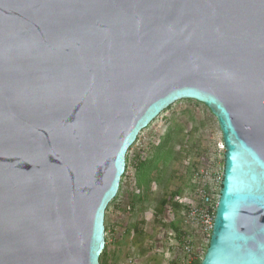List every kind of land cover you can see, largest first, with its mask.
I'll return each mask as SVG.
<instances>
[{
	"label": "water",
	"instance_id": "1",
	"mask_svg": "<svg viewBox=\"0 0 264 264\" xmlns=\"http://www.w3.org/2000/svg\"><path fill=\"white\" fill-rule=\"evenodd\" d=\"M184 100L223 144L200 264H264V0H0V264H99L128 150Z\"/></svg>",
	"mask_w": 264,
	"mask_h": 264
},
{
	"label": "rangeland",
	"instance_id": "2",
	"mask_svg": "<svg viewBox=\"0 0 264 264\" xmlns=\"http://www.w3.org/2000/svg\"><path fill=\"white\" fill-rule=\"evenodd\" d=\"M167 133L171 134L173 140L165 143L159 160L153 159L155 148L161 145ZM220 140L215 118L203 105L189 100L174 103L139 134L127 153L129 180H132V165L137 163L136 155H139V161L152 158V162L157 164L152 179L156 175H159V179L151 182L142 202L136 204L133 210L129 202L134 190L128 178L122 180L119 194L104 215V264H163L165 250L159 255L154 248L165 247L164 234L172 231L167 224L172 217L165 212V208L156 217L158 203L175 191H179L180 196H188L193 171L215 161V147ZM178 219L179 216L173 212L172 220ZM136 223H141L139 229L144 233L140 240L131 230L126 234ZM176 224L181 228V223Z\"/></svg>",
	"mask_w": 264,
	"mask_h": 264
},
{
	"label": "built area",
	"instance_id": "3",
	"mask_svg": "<svg viewBox=\"0 0 264 264\" xmlns=\"http://www.w3.org/2000/svg\"><path fill=\"white\" fill-rule=\"evenodd\" d=\"M215 155V161L208 162L205 167L202 166L201 169L192 173L193 190H190L188 196L168 199V204L164 206L165 212L173 219L174 210L171 204L178 205L181 232L177 234L172 230L165 233V247L154 248V252L159 255L165 250L163 264H200L204 256L213 227L222 178L223 144L221 140L215 147ZM126 175L124 173V176ZM172 219L167 223L168 225L175 222Z\"/></svg>",
	"mask_w": 264,
	"mask_h": 264
},
{
	"label": "trees",
	"instance_id": "4",
	"mask_svg": "<svg viewBox=\"0 0 264 264\" xmlns=\"http://www.w3.org/2000/svg\"><path fill=\"white\" fill-rule=\"evenodd\" d=\"M170 109V107H168L166 110H164L163 112H166ZM173 138L171 136L170 133H167L164 138H163V141L161 143V145L157 146L153 152V156L152 158L153 159H156V160H159V157H160V152L161 150L165 147V143L166 142H170L172 141ZM137 141V139H136ZM135 144V143H134ZM130 149L128 150V153H129ZM134 158H136V161L137 163L133 164L132 165V170H133V174H132V180H129L130 179V173H129V163L127 165V156H126V170H125V173L127 174L126 176L123 175V177L121 178V181H120V185H119V189H118V193L117 195L119 194L120 190H121V184H122V180L125 179V178H128V181L129 183L131 182V188L132 190H134L131 194V198H130V202H129V205H130V209L133 210V208L136 206V204H139L142 202L143 198H144V194L147 193L148 189H149V185L151 184V182L153 180L155 181H158L159 179V175L157 176L156 175V178L152 179V176H153V169H157V164H154L152 161V158H145V159H142L141 161H139V155H136ZM169 161V160H168ZM167 161V162H168ZM167 162H163V163H167ZM131 164V163H130ZM196 171V170H194ZM193 171V172H194ZM160 173V171H159ZM193 175V174H192ZM192 175H191V178H192ZM158 178V179H157ZM153 181V182H155ZM127 183V185L129 184ZM190 190H193V186L190 185ZM136 191H138V193H136ZM116 195V197H117ZM180 196V193L179 191H175L173 193H171L168 198H162L160 199L159 203H158V207L156 208V211H155V215L156 217L158 215H161L163 213V209H164V206L166 204H168V199H172L174 197H178ZM116 197L114 198L113 201H115ZM112 201V202H113ZM111 202V203H112ZM110 203V204H111ZM110 204L108 205V207L106 208V211L107 209L109 208ZM172 205V209L174 210L175 214L176 215H179L180 212L178 213V211L180 210L178 205H174V204H171ZM139 211H141L142 209H138ZM105 211V212H106ZM178 213V214H177ZM177 222L181 223V217L179 216V219L178 221H175V223H172L169 225V227L177 234H179L181 232V228L178 227V225L176 224ZM141 223H136L134 224L131 229L127 230L126 231V234L128 235L130 233V230L134 233V235L136 236V238H139V240L141 239V237H143L144 233L141 229H139V225ZM105 233H106V229H105ZM106 247L104 246V250L102 251L100 257H99V264H104V258L106 256Z\"/></svg>",
	"mask_w": 264,
	"mask_h": 264
}]
</instances>
